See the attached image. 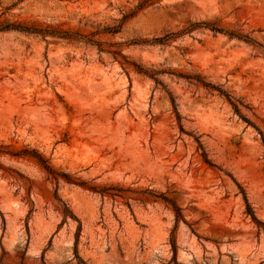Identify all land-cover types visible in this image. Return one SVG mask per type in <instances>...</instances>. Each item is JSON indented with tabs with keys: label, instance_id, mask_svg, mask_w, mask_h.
I'll return each instance as SVG.
<instances>
[{
	"label": "rangeland",
	"instance_id": "obj_1",
	"mask_svg": "<svg viewBox=\"0 0 264 264\" xmlns=\"http://www.w3.org/2000/svg\"><path fill=\"white\" fill-rule=\"evenodd\" d=\"M0 264H264V0H0Z\"/></svg>",
	"mask_w": 264,
	"mask_h": 264
},
{
	"label": "trees",
	"instance_id": "obj_2",
	"mask_svg": "<svg viewBox=\"0 0 264 264\" xmlns=\"http://www.w3.org/2000/svg\"><path fill=\"white\" fill-rule=\"evenodd\" d=\"M201 25L204 26V28L210 30L212 33L214 34H223L225 36H227L229 39H235L238 41H242L246 44L249 45H254L255 42L250 39V37H248L247 35H243L242 33H240L239 31H232V30H224L222 27H220V25L217 22H209V23H202ZM10 26L12 25H7L6 27L3 28H11ZM200 25H190L187 29L183 30V32L185 33H190L192 30H194L195 28H198ZM12 28L14 29H18L20 31H25V32H30L33 34H39L43 37L46 36H52V37H57L60 39H65L68 41H77L79 39L84 38V36H82L81 34H79L78 32H70V31H62V30H55V29H49V28H28V27H21V26H13ZM106 33L109 34H113L116 33L115 29H106L105 31ZM172 34H165L163 37L161 38H155L153 39V41L150 44H162L164 42H167ZM148 41H142V42H138V43H133V45H147ZM113 54H115L116 56H120L122 62L120 63L122 66L124 67H132L138 74L143 75L147 78H150L152 80H154V82L156 84L159 83L158 81V76L163 74L164 72H160L151 68H144L141 65L135 64L133 62H130L126 59V57L120 55L119 52L115 51L113 52ZM179 78H183L185 79L187 82L191 83L192 81H195L197 84L203 86L204 88L208 89V90H216L221 96H224L231 104L232 106L235 108L236 112H238L236 106L231 102V98L229 97L228 94H226L224 91L218 89L217 87H214L213 85H210L208 83H205L203 81L202 78H200L199 76H190V75H178ZM41 164H44V161H41ZM47 170H49L45 165H43ZM166 200V199H164ZM252 219L256 221V219L251 215Z\"/></svg>",
	"mask_w": 264,
	"mask_h": 264
}]
</instances>
